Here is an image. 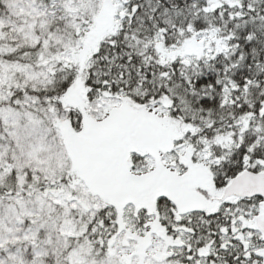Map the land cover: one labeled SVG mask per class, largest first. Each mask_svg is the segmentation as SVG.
<instances>
[{"label": "snow or ice", "instance_id": "obj_1", "mask_svg": "<svg viewBox=\"0 0 264 264\" xmlns=\"http://www.w3.org/2000/svg\"><path fill=\"white\" fill-rule=\"evenodd\" d=\"M0 264H264V0H0Z\"/></svg>", "mask_w": 264, "mask_h": 264}]
</instances>
